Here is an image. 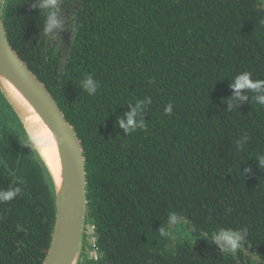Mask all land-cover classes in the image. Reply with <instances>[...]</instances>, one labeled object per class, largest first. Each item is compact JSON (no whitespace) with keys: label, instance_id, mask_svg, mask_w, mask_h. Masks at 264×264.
Instances as JSON below:
<instances>
[{"label":"trees","instance_id":"obj_1","mask_svg":"<svg viewBox=\"0 0 264 264\" xmlns=\"http://www.w3.org/2000/svg\"><path fill=\"white\" fill-rule=\"evenodd\" d=\"M40 2L5 0L2 17L82 143L100 253L90 258L85 245L81 264H264V105L254 99L264 93L242 89L240 100L230 87L243 72L264 80V0H58L56 14L75 6L62 71L61 46L43 36L52 10ZM88 75L94 95L82 83ZM146 98L126 132L119 122ZM7 104L0 190L21 192L0 202V264H43L53 184ZM173 212L191 232L170 247ZM220 231L243 236L234 253L212 251Z\"/></svg>","mask_w":264,"mask_h":264},{"label":"water","instance_id":"obj_2","mask_svg":"<svg viewBox=\"0 0 264 264\" xmlns=\"http://www.w3.org/2000/svg\"><path fill=\"white\" fill-rule=\"evenodd\" d=\"M73 9L74 5L67 11L72 12ZM2 11H0V78L13 85L47 127L54 141L58 160V169L54 175L38 153L50 174L55 197L54 226L43 264H81L86 245V230L90 223L86 157L82 143L52 93L10 44ZM69 24L70 20H66L64 27L59 26L49 32L50 36L60 37L61 40L60 71L69 58L72 44L73 28L69 27ZM45 35L46 33H43V36ZM7 102L15 111L9 100ZM15 113L23 125L19 114L16 111ZM23 128L25 129L24 125ZM219 246L222 250L229 249L224 241H221ZM248 253L254 260H260L251 251Z\"/></svg>","mask_w":264,"mask_h":264},{"label":"clouds","instance_id":"obj_3","mask_svg":"<svg viewBox=\"0 0 264 264\" xmlns=\"http://www.w3.org/2000/svg\"><path fill=\"white\" fill-rule=\"evenodd\" d=\"M58 0H41L40 7L42 9H51L48 13L46 24H45V32H51L55 27L58 26V21L56 18V11ZM5 6V0H0V11L3 10V7ZM84 88L86 89V92L90 95H94L97 92V89L99 87L97 82H94L93 77L91 75H88L85 77L82 81ZM230 87L234 90L235 96L239 97L240 100H247L248 97L246 95H241L240 90H250L254 94L257 93H264V80H253L251 78V74L249 72H243L233 79V82L231 83ZM254 99L257 103L264 105V94H258L254 96ZM151 103L150 100L147 98L145 101H138L137 102V108H134L131 112L127 114V122L120 121V127L124 128L126 132L134 130L137 126L134 123V117L136 116L137 112L139 111V107L141 104L147 106V104ZM232 100H229V110H231L232 107ZM172 111V105L168 104L165 108L166 113H171ZM142 127V125H141ZM26 144H30L33 151L39 153L40 155H46L47 154V143L46 141L41 138L37 132L34 130L28 131V140L25 142ZM261 166H264V155L260 156L259 158ZM247 171V170H246ZM21 192V189L19 187L14 188L10 191H2L0 190V202H8L11 201L14 197H16ZM170 223L175 227L181 222L177 221V214L173 212L169 217ZM161 235H165L164 230H160ZM217 244H219L221 241H224L228 247L229 250L235 251L240 246V241L243 239V236L240 234V232H234V231H220L218 234L212 237Z\"/></svg>","mask_w":264,"mask_h":264},{"label":"bare ground","instance_id":"obj_4","mask_svg":"<svg viewBox=\"0 0 264 264\" xmlns=\"http://www.w3.org/2000/svg\"><path fill=\"white\" fill-rule=\"evenodd\" d=\"M0 87L5 96L19 114L23 121V125L28 133L29 130H34L43 138L47 143V154L41 155L42 159L48 166L51 173L56 175L58 169V160L56 157L54 141L47 127L41 122L38 115L34 112L33 108L22 97V95L13 87L7 80L0 78ZM5 97V98H6Z\"/></svg>","mask_w":264,"mask_h":264},{"label":"rangeland","instance_id":"obj_5","mask_svg":"<svg viewBox=\"0 0 264 264\" xmlns=\"http://www.w3.org/2000/svg\"><path fill=\"white\" fill-rule=\"evenodd\" d=\"M7 98H5V94L0 89V116L7 117L8 120L11 121L10 109L7 104ZM179 223L175 227L169 223L167 228V236L169 239V246L175 245L178 241H182L184 239H189L191 226L187 220L184 218H177ZM212 251H215V245H212Z\"/></svg>","mask_w":264,"mask_h":264},{"label":"flooded vegetation","instance_id":"obj_6","mask_svg":"<svg viewBox=\"0 0 264 264\" xmlns=\"http://www.w3.org/2000/svg\"><path fill=\"white\" fill-rule=\"evenodd\" d=\"M72 2L73 3H75V0H72ZM73 7V4L71 3V4H69V5H67V6H65L64 8H61L58 12H57V14H56V18H57V21H58V26L57 27H55V28H59V26H62V27H64V21H66V20H70V24H69V27H72V23H71V18H72V12H68L67 11V9L68 8H72ZM61 10H63L62 12H61ZM54 28V29H55ZM44 33H46V35L44 36L45 37V40H46V44L47 45H56V46H62L61 45V40H60V37H55L54 35L53 36H50L49 35V32H44ZM217 246V247H216ZM219 249L220 251H224V250H222L221 248H220V246H219V244H217L216 243V245H215V251H216V249ZM225 251H228V252H235V251H231V250H229V249H227V250H225ZM224 251V252H225ZM246 252V251H245Z\"/></svg>","mask_w":264,"mask_h":264},{"label":"built area","instance_id":"obj_7","mask_svg":"<svg viewBox=\"0 0 264 264\" xmlns=\"http://www.w3.org/2000/svg\"><path fill=\"white\" fill-rule=\"evenodd\" d=\"M86 250L88 256L94 260L99 258V247L97 244V232L95 225L89 223L86 230Z\"/></svg>","mask_w":264,"mask_h":264}]
</instances>
